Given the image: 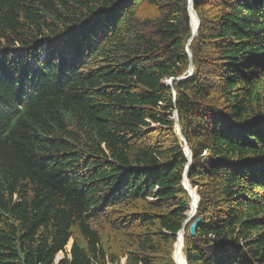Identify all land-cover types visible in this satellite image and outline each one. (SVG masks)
Segmentation results:
<instances>
[{
    "label": "trees",
    "instance_id": "obj_1",
    "mask_svg": "<svg viewBox=\"0 0 264 264\" xmlns=\"http://www.w3.org/2000/svg\"><path fill=\"white\" fill-rule=\"evenodd\" d=\"M194 2L171 86L188 0H0V264H176L175 110L184 258L264 264V0Z\"/></svg>",
    "mask_w": 264,
    "mask_h": 264
},
{
    "label": "water",
    "instance_id": "obj_2",
    "mask_svg": "<svg viewBox=\"0 0 264 264\" xmlns=\"http://www.w3.org/2000/svg\"><path fill=\"white\" fill-rule=\"evenodd\" d=\"M188 3H189V14H190V19H192V23H191V27H192V31H191V37L190 39L188 40V43H187V48L186 50L188 51L189 55H190V64H189V70H188V73H187V76L186 75H183V76H180V77H172L170 80H169V84L172 86L174 83L175 80H184V79H187L188 76L192 75L193 74V71H194V65H193V61H192V57H193V52L190 50V45L191 43L194 41V39L198 36V30H199V27L201 25V19L199 18L198 16V13L195 9V2L194 0H188ZM195 16L196 18V22L195 20L193 19V17ZM195 25V26H194ZM175 94L176 92L174 91V99H175ZM174 122H175V129H176V132H178L181 140L184 142V147H185V154L187 156V165L185 167V170H184V174H183V185L184 187L186 188V190L188 191L189 193V196H191L192 198H194L193 194L197 195V203L196 205L193 207L192 203H193V199H192V202L190 204V209L188 211V216L187 218L185 219L182 227H181V230L180 231H183V236H184V239H183V244L185 243V234H186V230H187V225H189L191 222V226H190V231H191V235L195 236L197 234V230H198V226L199 224L201 223V218H197L195 220H193L195 218V216L197 215V209H198V204L201 200V196L198 194L197 190L195 187H193L190 179H189V173H190V168L192 166V157H193V153H192V149L191 147L188 146V142H187V139L183 133V131L181 130V125H180V115H178V111L175 110L174 111ZM193 220V221H192ZM179 231V232H180ZM178 232V234H179ZM177 234V235H178ZM73 243V241H72ZM72 243L70 245V250L72 249ZM184 247H185V244H184ZM173 260L174 259V256H172ZM175 263L176 264H179L178 260H175ZM186 264H188L187 260H186Z\"/></svg>",
    "mask_w": 264,
    "mask_h": 264
},
{
    "label": "bare ground",
    "instance_id": "obj_3",
    "mask_svg": "<svg viewBox=\"0 0 264 264\" xmlns=\"http://www.w3.org/2000/svg\"><path fill=\"white\" fill-rule=\"evenodd\" d=\"M193 19L195 20V22L197 21L195 16L193 17ZM195 26V25H194ZM194 198H193V207L196 205L197 203V195L193 194ZM177 240H176V255L174 256L175 260H178L179 264H186V259L183 256V249H184V244H183V231H180L179 234L177 235ZM70 246V243L68 244V247ZM70 248V247H69Z\"/></svg>",
    "mask_w": 264,
    "mask_h": 264
},
{
    "label": "rangeland",
    "instance_id": "obj_4",
    "mask_svg": "<svg viewBox=\"0 0 264 264\" xmlns=\"http://www.w3.org/2000/svg\"><path fill=\"white\" fill-rule=\"evenodd\" d=\"M169 82V81H168ZM192 202V201H191ZM189 214V213H188ZM196 217V216H195ZM195 219V218H194ZM193 219V220H194ZM192 220V221H193ZM192 223V222H191ZM187 231V230H186ZM70 245H71V243H72V240H70ZM176 243V242H175ZM175 246H176V244H175ZM67 247V250L69 251L70 250V248L68 247V246H66ZM64 256H65V252H61L57 257H56V259H55V264H60L59 262L64 258ZM174 256V255H173ZM175 261V260H174ZM122 263L121 264H127V261L125 260V259H123L122 261H121Z\"/></svg>",
    "mask_w": 264,
    "mask_h": 264
}]
</instances>
